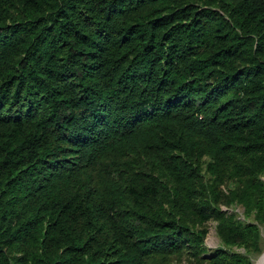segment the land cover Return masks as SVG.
Here are the masks:
<instances>
[{"label":"trees","instance_id":"trees-1","mask_svg":"<svg viewBox=\"0 0 264 264\" xmlns=\"http://www.w3.org/2000/svg\"><path fill=\"white\" fill-rule=\"evenodd\" d=\"M263 172L264 0H0V264H249Z\"/></svg>","mask_w":264,"mask_h":264},{"label":"rangeland","instance_id":"rangeland-1","mask_svg":"<svg viewBox=\"0 0 264 264\" xmlns=\"http://www.w3.org/2000/svg\"><path fill=\"white\" fill-rule=\"evenodd\" d=\"M200 172H203V168L201 165ZM258 177L264 181V172L260 173ZM226 180H224L219 186L225 189ZM217 205L221 210H224L225 213L231 214L233 218L239 219L240 221L245 222H255L258 226V251H249L246 252L243 246L241 245H232L230 248L235 251L242 252L243 254H247L250 258L249 264H254L258 257L264 252V222H257L252 212H248L245 210L244 206L239 203L231 202L225 204L222 201H218ZM216 223L217 221L209 217L203 221L201 225L198 227H203L205 232L203 234L202 246L204 247L203 251H198L197 253L192 254L191 250L183 249L180 253L171 254L168 258V264H206L205 257L210 254L212 249L221 247V240L216 231Z\"/></svg>","mask_w":264,"mask_h":264},{"label":"bare ground","instance_id":"bare-ground-1","mask_svg":"<svg viewBox=\"0 0 264 264\" xmlns=\"http://www.w3.org/2000/svg\"><path fill=\"white\" fill-rule=\"evenodd\" d=\"M254 264H264V252L258 257Z\"/></svg>","mask_w":264,"mask_h":264}]
</instances>
